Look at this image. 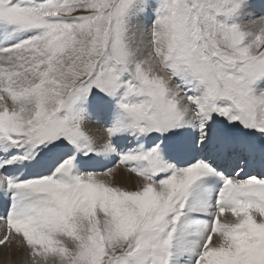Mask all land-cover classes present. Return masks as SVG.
<instances>
[{"label": "bare ground", "instance_id": "1", "mask_svg": "<svg viewBox=\"0 0 264 264\" xmlns=\"http://www.w3.org/2000/svg\"><path fill=\"white\" fill-rule=\"evenodd\" d=\"M261 2L264 1L254 0L251 4H244L245 6L236 15L235 20H241L242 23V43L249 49L253 46L255 38L263 35L261 22L264 19V4H260ZM162 3V0H138L136 7L132 8L135 11L132 20L125 22L126 28L122 36L130 57L129 62L132 63L129 65H139L149 79L160 83L166 90L165 93L170 95L178 86L195 89L196 83L191 76V68L185 59L183 61L182 52L178 50L180 46L173 31L172 16L162 10ZM7 21L0 18V46L8 37L6 29L10 28L8 26L10 21ZM22 35L27 37V41L25 44L21 43L20 49L16 48L7 53L2 50L4 54L0 51V89L5 90L4 93H0V130L7 133L13 124L23 134L32 137L33 134L29 132L32 123H35L31 116L33 110L32 107L24 106H33L38 97L39 80L44 70L43 46L47 39L42 31H27ZM162 66L165 68L164 71L159 70ZM251 68L260 73L256 83L257 87L262 86L264 84V54L262 60L251 64ZM169 75H173V83L169 80ZM175 82L179 85L176 86ZM252 91L250 94L252 103H256L257 108L264 105V87ZM118 92L112 90L107 96H97L94 99L85 100L86 102L81 99L77 104L72 106L68 104L65 107L66 109L76 108V110L72 109V112L83 109L81 112L83 114L94 106L95 100L106 103L109 109V120L112 121L113 126L108 128L103 115L90 113L80 136L84 138L80 148L68 155L67 163L70 162L69 158L80 157V163L87 171L91 156L88 150L97 151V163L93 169L99 174L95 172L91 174L94 180L91 188L89 190L79 188V191L72 192L70 188L61 187L54 190L52 187L47 193L52 194L55 191L64 193L70 203L62 199V207L69 211L70 205L76 206L73 198L89 204L99 197L94 195L97 186L101 187L114 201L125 204L127 207L134 204L129 198L134 197L135 194L141 195L139 200L145 206V216L142 219L146 217L144 227L149 235L148 240L160 239L157 245L146 248L144 252L140 251L145 261L175 262L180 259V264H193L194 260L198 263L254 264L255 257V264H264V258H261L264 254V217L260 216L257 220L256 213L251 210L252 204L246 200L235 201L232 197H226L225 194L224 200L221 198L224 205L215 213L212 212L215 188L206 185L205 177L199 172L191 174L193 182L189 188H184L186 176H180L176 172L182 168L174 171L173 163L167 160L170 158L176 163L178 161L194 162L197 159L200 162L201 158L207 155L213 157L211 142H224V133L221 132L222 121L219 119L218 127H214L210 119L206 120L202 114L200 116V113H194L193 115H198V119L205 126L203 129L200 125H196L192 114L188 115L186 116L188 124L183 126V129L187 130L186 139L172 137L166 130L160 129L156 138L147 136L142 138L131 160L118 161L119 150L124 149L125 140L129 136L138 139L131 117L125 115L121 109ZM204 96L203 99L196 100L199 103L206 102L207 96ZM84 103L85 107H83ZM190 106L192 110L198 108L195 105ZM210 107L208 106V111ZM184 112L182 114L187 115ZM139 113H142V110L139 109ZM96 116L98 119L95 118ZM146 121L148 122L147 119ZM28 123L30 127L25 129L24 126ZM74 126L70 119L66 129L71 130ZM104 129H108L110 133L106 134ZM113 135L115 137L111 138ZM198 138H201L199 142ZM114 139L117 141L116 144L111 143ZM152 144H155L156 151L150 155L148 151ZM244 152L245 149L224 155L219 151L217 159L221 157L223 163L230 166L235 157L244 158ZM151 165L154 166L153 169ZM152 170L161 173L172 170L173 172L163 180L154 181L148 176ZM220 173L218 171V174ZM4 179L5 176L0 174V200L4 202L3 208L8 205L9 199L4 190ZM194 212L198 215H208L209 219L195 218L191 216ZM260 212L262 211L259 210L258 213ZM0 213H4V210L0 209ZM25 217L33 221L27 222ZM35 219L34 215L17 214H13L5 224L4 219H0V264H72L77 248L75 243L79 244L81 240L87 239H84L86 217L80 216V213L75 216H57L54 226L46 233L39 228ZM4 230L5 235L2 236ZM213 233L218 236H214ZM248 235L258 236L259 240L253 239L252 242L247 243ZM242 240H245L246 244L241 245ZM222 244L231 252L230 255H213V248ZM231 244L235 246L239 244V246L234 247Z\"/></svg>", "mask_w": 264, "mask_h": 264}, {"label": "rangeland", "instance_id": "2", "mask_svg": "<svg viewBox=\"0 0 264 264\" xmlns=\"http://www.w3.org/2000/svg\"><path fill=\"white\" fill-rule=\"evenodd\" d=\"M239 1L162 0L163 5L166 2L169 6L167 12L173 19V31L181 51H184L182 53L183 61L184 59L187 61L191 68V71L189 70L191 76L196 83L195 89H188L178 86L179 84L175 82L178 90L176 89L170 95L166 94L162 85L154 80L153 86L151 84L153 82L150 81L152 79L142 72L139 65H129L130 57L124 46L122 32L126 28V20H132L135 13L133 9L138 0L28 1L29 4L39 3L42 9L25 11L16 9L15 13L19 17L25 18L23 25L26 28L34 32L42 31L47 39L43 46L44 70L39 80L38 97H36L33 106H24L25 108L32 107L33 110L31 116L35 123H32L30 130L32 132L36 129L45 131L53 125H58L61 129L62 125L70 121H68L70 116L64 115L65 112L76 110V108L66 109L67 103L72 102L73 105L81 99L88 101L100 95L107 96L112 90L120 92L122 88L121 100L132 105L133 108H135L136 103L134 102L139 96L134 93L137 89L138 93L142 91L148 97L151 101L152 113L146 115L145 119L150 121V124L156 125H159L161 121L160 127L174 125L175 120L181 117L179 114L183 115L184 111L186 116L200 113L199 115L205 116L206 120L210 119L214 127H218L217 121L219 119L222 121L221 115L226 116L227 109L219 110L220 115H218L215 108L211 109L210 107V111H208V106H210V100L213 104L227 95L240 110L247 114V120H250L249 122L254 127L264 128V105L257 108L258 106L256 103H252L250 96L254 90L253 84L260 74L251 68V64L262 60L264 54L262 52L264 51V21L261 22L263 35L255 38L250 49L244 47L242 45L241 20H236L239 30L235 23L232 25L229 14L237 10L233 13V16L236 17L245 6L244 4H251L254 0L244 2L243 6H241L242 3L238 4ZM11 2L22 5L26 3L20 0H11ZM220 17L227 19L220 20ZM8 24L10 26L6 29L8 37L2 44L5 47L0 46V51L5 50V53L16 48L20 49L21 43L25 44L27 41V37L21 35L13 27V22L10 21ZM16 39L22 42L17 43L19 41ZM250 56L252 57L247 60L246 58ZM163 69L165 68L162 66L159 70L164 71ZM169 78L171 79L170 75ZM149 84L158 89L153 97L146 89ZM128 87L131 97L127 98L125 92ZM259 87L263 88L264 84ZM1 90L2 88L0 93H4ZM184 91L191 94H185ZM204 95L207 96L206 102L199 103L196 99L201 100L205 97ZM164 98L170 99L172 104L165 103ZM154 102L157 104L156 107H154ZM189 105H195L198 108L192 110ZM199 105L200 108L207 111H201ZM85 106L84 103L83 107ZM121 109L127 115V108L123 109L121 106ZM84 111L86 110L84 109ZM136 111L139 112V109ZM128 113L132 115L131 112ZM237 115V124L230 131V134L233 135H237L245 129L243 116L240 112H237ZM235 119L236 117L232 120ZM222 123L224 124L223 121ZM104 131L106 134L110 133L108 129H104ZM48 142L52 143V140ZM1 163H3V159L0 160ZM83 173L85 174L87 171ZM134 205L136 207L138 204L134 203ZM122 206L127 210L128 207L125 204ZM138 209L139 207L135 208L130 216L135 217L134 215L138 214L136 211L142 213L145 208L141 206V210ZM257 215L258 213L255 214V217L258 220L260 216ZM80 216L86 217L84 239H87L81 240L79 244L75 243L77 248L72 264H116L120 260V256L112 257V255L121 251L120 243H123L126 250L129 249L127 240L117 236L114 223H109L107 219L96 215L95 212L91 217L84 213H80ZM4 235L5 230L2 236ZM122 259L124 260V257Z\"/></svg>", "mask_w": 264, "mask_h": 264}]
</instances>
